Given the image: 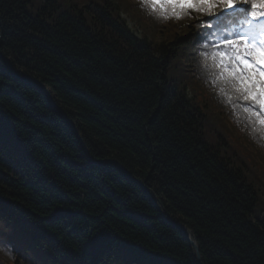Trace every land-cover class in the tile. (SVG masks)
<instances>
[{
  "label": "trees",
  "instance_id": "16d2710c",
  "mask_svg": "<svg viewBox=\"0 0 264 264\" xmlns=\"http://www.w3.org/2000/svg\"><path fill=\"white\" fill-rule=\"evenodd\" d=\"M114 1L0 0L9 222L23 220L46 264H196L172 221L202 264H264L263 163L251 164L263 130L201 80L192 13L177 22L182 35L158 39L138 0Z\"/></svg>",
  "mask_w": 264,
  "mask_h": 264
},
{
  "label": "snow or ice",
  "instance_id": "6c2138e0",
  "mask_svg": "<svg viewBox=\"0 0 264 264\" xmlns=\"http://www.w3.org/2000/svg\"><path fill=\"white\" fill-rule=\"evenodd\" d=\"M153 11L159 10L163 18L180 16L194 10L211 17L204 31L212 37L213 43L231 49V55L220 52L231 63L229 76L237 82V91L243 100L257 108L253 112L260 124L264 125V0H143ZM250 7H246L249 5ZM224 9L219 16L215 9ZM230 15L227 26L221 27L219 21ZM198 23H201L198 21ZM247 110V109H246Z\"/></svg>",
  "mask_w": 264,
  "mask_h": 264
},
{
  "label": "water",
  "instance_id": "95a60500",
  "mask_svg": "<svg viewBox=\"0 0 264 264\" xmlns=\"http://www.w3.org/2000/svg\"><path fill=\"white\" fill-rule=\"evenodd\" d=\"M4 61H5L6 65H7V67H8L9 69H11L12 73L15 74L14 71L12 70V66H11V64L8 62V60L5 59ZM26 81H30V80H26ZM30 82H31V81H30ZM43 91L47 92V90H46L45 88H43ZM47 93H48V92H47ZM48 96H49V98H50V100H51V103H52V105H53V108H54L57 112L61 113V110H60L59 108H57L56 105L54 104V102L52 101V97L50 96L49 93H48ZM62 115H63V117L65 118V120L67 121V123L69 124V126L72 128L74 134H75L76 136H78L79 139H81V137H80L78 131L73 127V125H72V124L70 123V121L66 118V116H65L64 114H62ZM86 154H87V157L91 160V157H90V155L88 154V152H86ZM91 161H92V160H91ZM105 163H106V162H103V161H102V162H99V163H96V162H95L96 165H104ZM117 166L121 169V171H122L126 176H128L130 179H133V178L130 176V174H129L125 169H123V168H122L121 166H119V165H117ZM142 188H143L146 192H148V190H147L146 188H144V187H142ZM171 225H173L175 228L179 229V231L182 233V235H183V236L187 239V241L191 244V246L193 247V249H194L195 252L197 253V258H198V262H197V264H201V262H200V260H199V256H198V246H197L196 242L190 238V232H189L188 230H186V228H185L184 226L180 225V224L171 223Z\"/></svg>",
  "mask_w": 264,
  "mask_h": 264
},
{
  "label": "rangeland",
  "instance_id": "374dc122",
  "mask_svg": "<svg viewBox=\"0 0 264 264\" xmlns=\"http://www.w3.org/2000/svg\"><path fill=\"white\" fill-rule=\"evenodd\" d=\"M132 21V20H131ZM134 23V22H133ZM135 24V23H134ZM133 24V27H134V29L136 30V32H137V34H139L140 35V31H141V29L139 28V26L137 25V24H135L134 25ZM130 26L132 25V24H129ZM162 25H164V24H162ZM169 25L167 24L166 25V27H168ZM176 27V30L173 28V27H171V28H169V32L170 33H176L178 36H180L181 35V33H183V31H181V30H178L177 29V26H175ZM168 30H163L162 31V33H166ZM161 32H159V31H155V32H153V34H154V36L155 37H157L158 39H160V37H161V34H162ZM221 95H222V98H221V101L223 102V104H228V102H226L227 100H229L228 99V97H227V94L226 93H224V92H221ZM211 124V123H210ZM226 124H227V122L226 121H224V125L226 126ZM211 126H213L212 124H211ZM226 128V127H225ZM232 144V146H234V147H236L233 143H231ZM255 149L257 150L258 148H257V145H255ZM261 156L260 157H253V161H251V164H253V166H255V164H260V163H263V167H260L261 169L260 170H262V171H264V157H263V155H264V153L263 152H258ZM262 173H264V172H262Z\"/></svg>",
  "mask_w": 264,
  "mask_h": 264
}]
</instances>
